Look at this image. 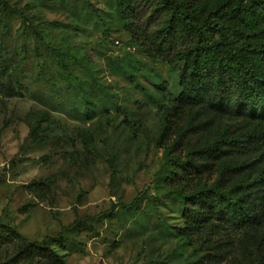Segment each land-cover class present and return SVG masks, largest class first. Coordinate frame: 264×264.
I'll list each match as a JSON object with an SVG mask.
<instances>
[{"label":"rangeland","instance_id":"obj_1","mask_svg":"<svg viewBox=\"0 0 264 264\" xmlns=\"http://www.w3.org/2000/svg\"><path fill=\"white\" fill-rule=\"evenodd\" d=\"M160 19L144 3L124 20L113 0H0V87L20 95L0 91V221L29 241L62 235L68 264L197 257L173 232L157 144L178 73L140 46ZM47 179L45 197L26 188ZM13 254L5 241L0 264H25Z\"/></svg>","mask_w":264,"mask_h":264},{"label":"trees","instance_id":"obj_2","mask_svg":"<svg viewBox=\"0 0 264 264\" xmlns=\"http://www.w3.org/2000/svg\"><path fill=\"white\" fill-rule=\"evenodd\" d=\"M113 1L124 20L141 3L161 18L140 46L178 73L157 144L165 197L180 208L173 232L197 255L190 264H264V0ZM0 91L20 96L12 85ZM89 110L88 102L87 119ZM26 188L39 197L51 191L49 179ZM5 241L14 244L12 260L68 264L60 234L29 241L0 221V247Z\"/></svg>","mask_w":264,"mask_h":264}]
</instances>
